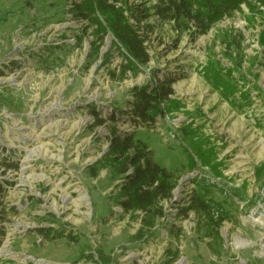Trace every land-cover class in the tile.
Here are the masks:
<instances>
[{"label": "rangeland", "instance_id": "obj_1", "mask_svg": "<svg viewBox=\"0 0 264 264\" xmlns=\"http://www.w3.org/2000/svg\"><path fill=\"white\" fill-rule=\"evenodd\" d=\"M73 2L0 0V264H105L99 249L110 264H264V6L243 3L195 38L152 16L151 59L131 68L110 33L95 58V28L70 12ZM209 61L230 70L231 92L205 78ZM152 71L180 77L174 87L184 107L152 126L122 121L121 129L137 130L178 182L160 203L164 216L135 239L143 214L124 215L113 203L108 169L95 178L86 169L109 135L105 125L92 128L89 106L105 117L126 109L129 90L153 84ZM185 124L214 149L216 169L186 140ZM198 185L225 211L218 255L203 215L181 210ZM41 227L77 240H48Z\"/></svg>", "mask_w": 264, "mask_h": 264}, {"label": "trees", "instance_id": "obj_2", "mask_svg": "<svg viewBox=\"0 0 264 264\" xmlns=\"http://www.w3.org/2000/svg\"><path fill=\"white\" fill-rule=\"evenodd\" d=\"M254 0H74L70 12L78 19L87 21V29L95 28L92 35L96 36L93 47L97 58L99 49L105 36L110 33L116 42L125 50L128 59L136 66H145L151 56L148 50V41L154 31L152 16L163 23H169L179 33L183 30L191 32L195 38L209 32L210 28L225 17H231L240 5L246 3L251 10L256 8ZM264 6V0H255ZM260 42L264 44V30L260 34ZM100 42L101 44H98ZM130 69V67H129ZM230 70L215 66L209 61L204 69L205 78L217 89L226 93L231 92L232 84L224 76ZM153 84L147 82L135 85L129 90L130 99L126 109L122 106L114 107L112 113L105 117L96 106L90 105L89 112L93 116L92 128L105 125L108 128V148L106 152L86 169L93 178L101 170L108 169L115 187L111 199L122 209L124 215L141 216V226L134 235L135 239L151 232L156 220L164 216V209L160 203L172 198L173 189L178 178L166 166L157 162L153 149L148 142L138 137L137 130H122V121L129 122L131 127L154 125L161 116L179 111L184 107L183 101L176 97L174 84L180 79L174 75L159 76L152 71ZM124 104V103H123ZM125 116V117H124ZM127 118V119H126ZM181 131L187 141L192 143L196 154L202 162L216 169L212 157H216L213 148L204 147V142L197 143L194 134L197 130L191 124L181 126ZM11 167H17L13 163ZM1 187V186H0ZM210 191L206 185H198L184 214L194 210L203 215L205 235L209 236V244L213 252L218 255L223 246V238L219 228L226 215L219 203L209 197ZM179 210V209H178ZM48 240L68 237L71 241L77 240L70 233L58 231L52 235V228L41 227L38 229ZM100 260L110 264L111 259L98 250ZM172 252V251H171ZM90 254V253H88ZM90 256V255H87ZM179 256V251L172 252L174 260ZM168 263V262H167Z\"/></svg>", "mask_w": 264, "mask_h": 264}, {"label": "bare ground", "instance_id": "obj_3", "mask_svg": "<svg viewBox=\"0 0 264 264\" xmlns=\"http://www.w3.org/2000/svg\"><path fill=\"white\" fill-rule=\"evenodd\" d=\"M176 193H178V191L176 190ZM249 244H251V243H248V245ZM28 259H30V260H35V258H33V257H28ZM37 262H41V261H38V260H36ZM183 261L180 259L176 264H183L182 263Z\"/></svg>", "mask_w": 264, "mask_h": 264}, {"label": "water", "instance_id": "obj_4", "mask_svg": "<svg viewBox=\"0 0 264 264\" xmlns=\"http://www.w3.org/2000/svg\"><path fill=\"white\" fill-rule=\"evenodd\" d=\"M108 148V147H107ZM107 150V149H106ZM106 150L104 152H106Z\"/></svg>", "mask_w": 264, "mask_h": 264}, {"label": "built area", "instance_id": "obj_5", "mask_svg": "<svg viewBox=\"0 0 264 264\" xmlns=\"http://www.w3.org/2000/svg\"><path fill=\"white\" fill-rule=\"evenodd\" d=\"M175 135H173V137H174Z\"/></svg>", "mask_w": 264, "mask_h": 264}]
</instances>
